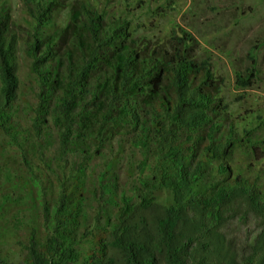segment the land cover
Wrapping results in <instances>:
<instances>
[{"label":"trees","instance_id":"trees-1","mask_svg":"<svg viewBox=\"0 0 264 264\" xmlns=\"http://www.w3.org/2000/svg\"><path fill=\"white\" fill-rule=\"evenodd\" d=\"M27 3L38 6L30 8L35 27L26 40L36 137L56 131L59 159L81 145L86 161L117 123L147 157L139 164L140 194L101 184L93 220L82 162L59 180L55 199L44 201L46 234L33 227L23 257L0 249V264H264L262 178L231 165L233 127L215 139L227 105L213 91L209 65L185 54L192 35L185 32L172 53L150 52L135 47L126 19L106 22L81 4L66 25L50 30L54 0ZM19 41L0 6V126L14 142ZM255 76L250 67L237 82L250 87Z\"/></svg>","mask_w":264,"mask_h":264},{"label":"rangeland","instance_id":"rangeland-1","mask_svg":"<svg viewBox=\"0 0 264 264\" xmlns=\"http://www.w3.org/2000/svg\"><path fill=\"white\" fill-rule=\"evenodd\" d=\"M50 30L66 25L81 4L103 15L106 22L126 19L136 48L149 47L172 53L185 32V54L212 69L222 106L215 139L230 135L234 145L229 152L231 165L248 177L260 176L264 189V0H54ZM9 10L12 27L18 34L19 99L15 104L18 142L0 126V249L14 260L25 254L31 229L46 234L43 222L44 201H53L59 180L73 177L85 165L87 207L94 219L101 197L100 186L107 183L117 194L134 198L140 194L139 164L146 149L132 143L127 126L110 123L101 144L92 148L94 156L85 161L81 145L74 146L59 159L60 141L56 131L37 138L32 128L37 104L26 40L33 32L35 19L27 0H0ZM256 73L250 87L237 82L248 68ZM250 141V142H249ZM256 145L257 152H253ZM58 161H61L59 164ZM147 173V172H146ZM161 199L168 194H159Z\"/></svg>","mask_w":264,"mask_h":264}]
</instances>
